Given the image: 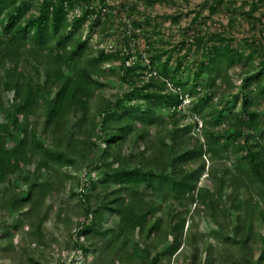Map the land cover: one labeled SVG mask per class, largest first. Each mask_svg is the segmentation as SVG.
Listing matches in <instances>:
<instances>
[{
	"label": "trees",
	"instance_id": "obj_1",
	"mask_svg": "<svg viewBox=\"0 0 264 264\" xmlns=\"http://www.w3.org/2000/svg\"><path fill=\"white\" fill-rule=\"evenodd\" d=\"M33 1L38 12L27 16ZM219 4L211 0V13ZM116 7L110 0H0V210L17 214L0 227L4 249L15 248L23 227L18 245L30 252L27 260H47L55 237L44 228L54 207L46 198L69 180L77 202L57 210L55 225L65 224L74 256L58 264H164L173 257L180 264H264V229L256 226L264 224V52L257 68L259 52L233 47L226 29L195 34L192 25L186 32L195 40H182L181 55L160 31L147 32L150 18L123 20L122 45L91 48L92 32L116 17ZM121 9L139 12L135 3ZM257 10L254 2L243 14ZM91 18L84 37L80 29ZM200 18L193 23L206 25ZM141 32L149 35L143 49L136 45ZM193 44L201 58L187 65ZM239 66L244 92L226 101L239 87L231 73ZM111 83L124 92L108 96ZM194 116L204 123L200 135L191 130ZM207 155L213 164L199 185ZM217 159L234 164L219 168ZM54 166L55 180L44 182ZM82 168L97 173L86 182L73 175ZM18 172L25 187L17 191ZM200 214L214 225L209 234L195 231ZM110 217L116 223L105 227Z\"/></svg>",
	"mask_w": 264,
	"mask_h": 264
},
{
	"label": "rangeland",
	"instance_id": "obj_2",
	"mask_svg": "<svg viewBox=\"0 0 264 264\" xmlns=\"http://www.w3.org/2000/svg\"><path fill=\"white\" fill-rule=\"evenodd\" d=\"M220 4L218 5L217 11L211 13V9L209 8V4L211 0H161L156 2L152 6H147L144 3V0H110L111 5L117 6L115 9H112V12L116 15V17L108 20L107 18L102 19V24L97 26L94 31L92 32L90 38V47L95 48H102V47H111L117 46L118 41L121 42V39L124 36V28L121 22L123 20H138L139 19H147L150 18L149 24H145L147 32L150 30H154L156 34L160 31L162 35H164L165 40L169 41V45H165L168 47L179 46L181 45L182 40L189 39L188 44H192V41L195 39L192 37L194 36V32L197 33H206L208 31H220V29H226V36L232 37L231 45L235 48H238L240 51L244 52V54H248L251 51L255 50L258 53V56L255 57V65L257 68L258 63L260 61V54L263 53V48L260 45H264V0H217ZM256 2L258 4V10L254 13L253 17H248L244 15L243 12H247L252 7V4ZM135 3L139 12L130 13L123 12L122 5ZM32 6L27 12V16L29 14H36L38 12V4L37 2L33 1ZM78 12V13H77ZM80 10L77 9L76 11H72L70 14V18L73 19L74 16L77 14L79 15ZM200 13V20L205 18L206 25L202 26L197 22V24L193 23V20L198 14ZM169 15H180L181 17L178 20L174 21L173 18L166 17ZM126 18V19H125ZM235 18V22L227 29L230 25L231 19ZM93 18L87 20L83 27L80 29V33L82 36H86L87 33L90 31V26L92 24ZM199 20V21H200ZM194 27V32H191V35H188L186 32L187 27L192 26ZM201 26V27H200ZM158 31V32H157ZM128 33V31H126ZM153 33V34H154ZM152 34V33H151ZM156 36V35H155ZM149 35L144 34L141 32L139 34V38L137 39L139 45H137L140 49H143L148 39ZM155 38V37H154ZM206 39V38H205ZM256 40L255 43L253 40ZM122 45V42H121ZM114 48V47H113ZM187 48L180 47V50H177V53L183 55L186 53ZM189 55L186 58V64H192L195 60L201 58L202 50L198 47L197 44H193L190 49ZM244 63V62H243ZM246 66V65H244ZM242 69V66L236 67L231 71L234 79L237 81L239 85L238 88L232 90V95H228L226 97V101H231L232 96L236 93H243L244 89L242 88L244 78H238L237 74ZM258 70V69H257ZM112 82V81H111ZM124 87L122 85H118L117 83H111L109 88L105 89V93L110 96L114 97L124 92ZM13 94L9 93L7 98H12ZM190 99H186L184 103L181 105L183 112L191 114V109L188 107V102ZM217 102V101H215ZM260 108L264 112V101L261 103ZM164 112V111H163ZM166 113V110H165ZM193 119H198V125L192 127V133L195 135H200V128L203 126V122L197 118L196 116ZM192 117L189 119L187 117L185 119V123L192 124ZM128 151V146L125 145L124 152ZM206 170L203 173L199 185H204L207 179V168L211 167L213 162L209 158V155L206 156ZM216 167H223V166H233V160H219L214 162ZM58 169L57 166H54L52 169L43 173V180L52 179L55 180L56 177V170ZM66 169V167H65ZM66 170H71L70 167H67ZM97 173L96 170H91L87 168H82L78 172L73 173L76 178H80L86 182L91 180V177ZM22 175L21 172L16 173L13 175V179L15 180L14 188L18 191L20 188L25 187L23 185L21 178L19 177ZM70 184L69 180L63 181L59 185V191L54 192L53 196H49L46 198V204H52L53 210L49 219L44 223V228L47 230L49 234H52L55 237V240L52 241V248L45 250L46 259L41 264H58V262H70L73 259L74 252H71L68 249V241L65 231V224L60 225V230L56 228L55 221H56V212L59 210L63 204H68L69 200H71V204H75L77 199H71L70 195ZM4 185H0L2 188ZM23 186V187H22ZM78 188V187H77ZM144 188V186H142ZM57 189V188H56ZM90 190V188H89ZM86 189V191H89ZM230 189H227V193H229ZM194 209V206L191 208V212ZM15 217L17 214H13L9 209H1L0 210V227L4 224H12L14 222ZM196 223L197 227L195 231L198 233H205L209 234V232L214 228L212 222L203 214L196 216ZM77 217L75 216V221ZM116 223V219H112L111 217L105 221L104 226L108 227L109 225H113ZM258 229H264V224L256 223ZM24 233V228H20L19 232L16 233L14 237V246L15 248H8V250L4 249V247L8 246L7 239H4L1 242L0 247V264H31L27 260L28 252H24L19 244L20 236ZM210 242L216 244L215 238H209ZM34 246V245H32ZM255 246V244H254ZM189 254H192V249L190 247H185ZM42 249H37L40 251ZM40 253H36L35 256L39 257ZM79 254V253H78ZM206 256V253H203V258ZM181 261L183 257H180ZM79 264H83L81 261ZM164 264H180L177 262L175 257H173L170 261L168 259L165 260Z\"/></svg>",
	"mask_w": 264,
	"mask_h": 264
},
{
	"label": "built area",
	"instance_id": "obj_3",
	"mask_svg": "<svg viewBox=\"0 0 264 264\" xmlns=\"http://www.w3.org/2000/svg\"><path fill=\"white\" fill-rule=\"evenodd\" d=\"M126 19V18H125ZM129 20H127L126 22H128Z\"/></svg>",
	"mask_w": 264,
	"mask_h": 264
}]
</instances>
